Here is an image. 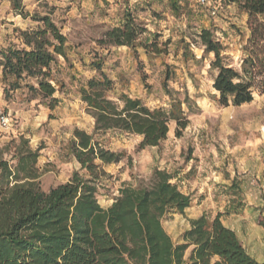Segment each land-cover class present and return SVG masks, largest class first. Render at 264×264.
Masks as SVG:
<instances>
[{
    "label": "rangeland",
    "instance_id": "374dc122",
    "mask_svg": "<svg viewBox=\"0 0 264 264\" xmlns=\"http://www.w3.org/2000/svg\"><path fill=\"white\" fill-rule=\"evenodd\" d=\"M23 0L26 12L50 14L67 37V59L58 57L53 74L58 82L51 99L29 91L27 79L20 89L4 92L0 55V113L7 114L10 126L0 130V145L21 137L39 150V167L44 191L68 182L82 173L70 153L75 130L91 134L94 119L81 100V89L97 78L100 64L113 82L110 96L122 94L139 98L151 109L170 112L179 105L189 119L179 137L177 125L169 123L167 139L158 147L142 149V137L124 132H109L101 141L111 151L122 153L123 160L108 165L109 177L100 189L99 201L108 208L123 185L150 184L156 169L173 176L172 183L192 197L184 214L169 213L163 226L177 244L183 242L190 220L231 201L236 208L250 204L261 225L264 218V92L242 106L225 107L213 88L217 74L211 69L214 53L205 51L198 34L210 29L223 47L226 64L242 71L249 56L262 58V48L253 47L248 16L237 4L226 0ZM13 0H0V51L9 46L23 47L19 30L37 27L12 7ZM211 7L217 14L211 13ZM131 14L146 32L134 47H117L106 41V33L123 25ZM264 21V16L261 17ZM146 44L157 50L146 49ZM14 149L10 151L13 154ZM208 212V213H207ZM192 248L185 254L188 261Z\"/></svg>",
    "mask_w": 264,
    "mask_h": 264
},
{
    "label": "trees",
    "instance_id": "16d2710c",
    "mask_svg": "<svg viewBox=\"0 0 264 264\" xmlns=\"http://www.w3.org/2000/svg\"><path fill=\"white\" fill-rule=\"evenodd\" d=\"M22 1L13 0V9L38 25L19 30L23 47L0 51L4 92L8 95L27 79L34 80L27 88L51 99L49 108L54 110L59 101L53 98L58 82L52 66L60 56L67 59V37L50 14L31 15ZM226 1L237 4L248 16L249 40L264 55V0ZM144 32L127 14L123 25L111 28L105 37L113 46L134 47ZM198 37L205 51L215 55L213 88L221 105L249 104L256 90L264 92V56L249 55L238 71L225 63L223 47L210 29L201 30ZM145 48L157 50L153 44ZM96 70L100 76L81 89L94 130L91 134L75 130L69 147L82 173L76 171L68 182L44 191L39 150L23 137L0 145V264H264L246 251L236 232L223 224L221 214L191 219L183 242L175 243L162 220L169 213L184 214L192 197L172 183L173 176L165 170L156 169L150 184L123 185L111 206L101 205L100 189L109 177L106 167L123 160L122 153L103 144L105 134L118 131L140 136V147L145 149L167 139L171 121L179 137L190 121L179 105L168 112L151 109L127 94L113 99L114 82L100 64Z\"/></svg>",
    "mask_w": 264,
    "mask_h": 264
},
{
    "label": "crops",
    "instance_id": "0c3cea01",
    "mask_svg": "<svg viewBox=\"0 0 264 264\" xmlns=\"http://www.w3.org/2000/svg\"><path fill=\"white\" fill-rule=\"evenodd\" d=\"M217 208L211 211L212 216L221 214L223 224L236 232L246 251L258 262H264V225H261L253 207L246 204L236 208L231 201H227L223 207ZM206 210L203 209L196 219L203 216ZM261 216L264 218V210Z\"/></svg>",
    "mask_w": 264,
    "mask_h": 264
},
{
    "label": "built area",
    "instance_id": "2783aa9c",
    "mask_svg": "<svg viewBox=\"0 0 264 264\" xmlns=\"http://www.w3.org/2000/svg\"><path fill=\"white\" fill-rule=\"evenodd\" d=\"M203 4H206V0H202L201 1ZM211 13L213 15L217 14V9L215 7H211ZM10 126V119L9 116L7 114L4 113H0V130H6L8 129Z\"/></svg>",
    "mask_w": 264,
    "mask_h": 264
}]
</instances>
